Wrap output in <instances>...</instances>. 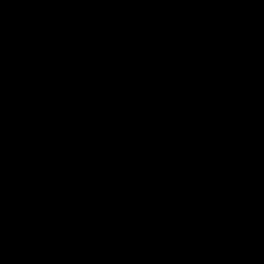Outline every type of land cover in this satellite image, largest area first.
<instances>
[{
    "label": "water",
    "instance_id": "obj_1",
    "mask_svg": "<svg viewBox=\"0 0 264 264\" xmlns=\"http://www.w3.org/2000/svg\"><path fill=\"white\" fill-rule=\"evenodd\" d=\"M0 264H264V0H0Z\"/></svg>",
    "mask_w": 264,
    "mask_h": 264
}]
</instances>
